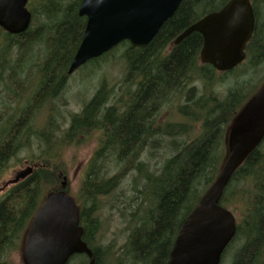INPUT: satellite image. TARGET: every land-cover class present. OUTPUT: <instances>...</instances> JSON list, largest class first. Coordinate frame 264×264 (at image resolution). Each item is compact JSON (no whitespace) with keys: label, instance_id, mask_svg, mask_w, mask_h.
I'll return each mask as SVG.
<instances>
[{"label":"trees","instance_id":"trees-1","mask_svg":"<svg viewBox=\"0 0 264 264\" xmlns=\"http://www.w3.org/2000/svg\"><path fill=\"white\" fill-rule=\"evenodd\" d=\"M82 1L30 0L33 17L25 32L12 35L0 27V85L7 97L2 103L7 109L8 100L17 102L13 112L0 111V177L23 148L36 143L41 151L38 160L28 161L34 167L33 174L0 197V264L11 263L8 255L43 198L60 188L64 170L55 163L51 152L56 131L64 133L63 141L72 143L83 136H96L98 129H102L101 146L110 149H96L82 184L83 199L79 198L84 240L96 254L95 264H103L106 259L95 245L102 225L98 214L104 204L101 198L119 189L117 194L121 193L122 198L128 196V189L132 196L123 201L117 198L111 206L126 219L129 210L136 225L113 261L166 264L181 224L220 170L228 127L260 88L248 91L250 74L264 66V24H259L258 0H252L257 21L247 45V58L239 66L221 73L202 63L199 54L203 37L197 32L175 44L187 27L229 0H183L146 47H134L129 41L120 44L125 46L124 78L112 87L102 85L79 113L71 114L67 129L55 131L58 106L68 104L67 71L86 28V17L79 15ZM34 44L45 46L46 51L43 61L36 64L40 75L37 86L25 98L28 83L23 77L24 60ZM229 75L234 77V83L224 95L216 87ZM166 107H176L173 114L179 116L174 119L172 114L171 121L161 127L158 118ZM41 120L43 127H38ZM262 143L234 173L221 200L237 220L230 246L242 240L230 264H264ZM162 152L164 159L158 166ZM149 158H154L155 164ZM130 173L132 180L123 190L120 187ZM237 184L238 188H234ZM231 201L240 203L239 215L229 207ZM120 202L123 207L118 205ZM81 256L87 263V256ZM226 259L223 256L220 264Z\"/></svg>","mask_w":264,"mask_h":264},{"label":"water","instance_id":"water-1","mask_svg":"<svg viewBox=\"0 0 264 264\" xmlns=\"http://www.w3.org/2000/svg\"><path fill=\"white\" fill-rule=\"evenodd\" d=\"M183 0H83L79 15L87 18L84 35L67 73L128 40L146 47L163 24L173 17ZM29 0H0V27L21 34L31 24ZM251 0H229L187 27L175 40L197 32L203 37L200 60L220 72L234 69L246 58V47L255 30ZM264 140V84L235 116L228 129L227 152L220 170L181 224L167 264H220L222 254L237 232L235 215L221 205L234 173ZM28 166L9 183L33 173ZM66 182H63L65 186ZM80 208L65 191L49 194L33 217L23 246L24 264H66L76 253L95 254L83 240Z\"/></svg>","mask_w":264,"mask_h":264},{"label":"rangeland","instance_id":"rangeland-1","mask_svg":"<svg viewBox=\"0 0 264 264\" xmlns=\"http://www.w3.org/2000/svg\"><path fill=\"white\" fill-rule=\"evenodd\" d=\"M258 12V20L261 26L264 24V3H261L259 0ZM45 51V46L34 44L32 46V49L27 52V55L24 60V66L26 67V71L23 75V77L28 83V89L25 92V98L29 97L37 86L39 80L38 76L40 75L37 71L36 64L38 62L43 61ZM124 51L125 46L119 45L110 53H108L107 56L103 55L104 57H100L98 60L93 61L92 63H89L84 67H81L69 77L68 88L65 92V99L68 104L58 106L59 113L57 115L56 121L54 122V124H56L54 125L55 131L59 128L67 129L70 125L71 114L79 113L82 110L84 104L88 102L92 98V96H94V94L97 92L98 89H100L102 85L112 87L124 78L126 71V62L123 58ZM34 60L35 65H33ZM260 69L261 70H259L258 72H252L248 78L250 81V87L248 88L249 92L254 90L255 88H259L262 84H264V66H262ZM233 83L234 77L232 75H229L224 79L220 80L216 88L219 92L226 95L229 85ZM114 88L118 90L117 87ZM118 95H122V92L120 90ZM4 98H7L6 92L4 86L0 85V111L7 110L13 112V109L17 106V102L8 100L10 108L6 109L2 103ZM168 108H170L169 115L175 112L174 109L176 110V107H166L164 108V115L168 114ZM172 118L178 119V115L173 114ZM43 123L44 121L41 120L38 122L37 126L43 127ZM56 133L58 134H55V138H53L54 146L51 151L53 155L52 157L55 159V163H58L62 166V169L64 170V175H66L67 177L70 193L73 194V197L78 200L79 198L83 199V196H81L80 191L83 184V179L87 174L89 160L94 155L96 150L95 147L97 145V138L94 136H86L87 140L85 142H81L84 139V137H81L79 142L76 140L77 142H74L72 144L66 139V141L69 142L68 144V142L63 141L62 139L64 133H60L58 131H56ZM43 148L45 149V147ZM23 149L24 150H22L16 157H14L10 161L9 165L0 177V197L4 196L13 187V185H8L4 187L5 184L10 180L14 179L20 171L26 169L29 165V160H38V158L40 157L41 151L39 150L40 148L36 145V143L31 144L30 147H26ZM164 154L165 153L162 152V156L159 160L158 166H160L163 162ZM149 159L152 164H155L154 158ZM113 168L117 167L112 166V169ZM153 168H155L154 165ZM114 172L115 169L111 172V174ZM132 175L133 173H130L126 176L124 183L123 185H121L120 188H122L123 190L127 188L130 181L132 180ZM63 176L61 178L60 183L63 181ZM238 186L239 184H237L234 188H238ZM2 188H4V190H1ZM115 191L116 190H114L110 196L106 198H101V201H104V204L103 208L101 209V212L98 213L102 225L100 231L97 234V240L95 245L96 247H100L99 251L101 253V256L106 257L103 264L117 263V261H113L115 260L113 256L120 253L123 245L127 241V237H129L131 230L136 225V222H133L131 220L129 210L128 219H126L121 216L119 209L111 206L114 201H117V198L122 201L130 199V197L132 196V192L128 189V196H124L122 198L121 193H119V195L117 194L118 192H121V189L117 190V193H115ZM201 191H203V189H201ZM80 203L82 204L81 200ZM118 205L120 207H123L122 202H120ZM229 207L237 215H239L241 210L240 203H237L236 201H231ZM23 239H25V237L22 235V238L17 241L15 249L9 253L8 259L11 262L10 264H24ZM241 243L242 240L241 238H239L231 246L230 244L228 245L229 247H227L224 251L225 255L223 253V256L227 258L223 264L231 263L232 258ZM80 257L81 259H83L82 256Z\"/></svg>","mask_w":264,"mask_h":264},{"label":"flooded vegetation","instance_id":"flooded-vegetation-1","mask_svg":"<svg viewBox=\"0 0 264 264\" xmlns=\"http://www.w3.org/2000/svg\"><path fill=\"white\" fill-rule=\"evenodd\" d=\"M124 95H125V102H127L128 101V89H126V91H124ZM121 100H122L121 97H118V101L120 102ZM110 101L113 102L114 100L109 99V102ZM114 102L117 103L116 101H114ZM120 103H122V102H120ZM111 105H114V104L112 103ZM169 109L170 108L167 109L168 110V114H165L164 115V109H163L162 112H161V114L159 115V118H158V125L159 126L164 127L166 124H168L171 121V115H169ZM101 132H102V129H98L97 135L95 136L97 138V145H96L95 149H110V148L101 146L102 140L99 139V135H100ZM83 137H84V139L82 140V142H85L87 139H86L85 136H83ZM79 255H81V254H75V255H73L68 260V262L66 264H88V262L87 263H84V261L78 257Z\"/></svg>","mask_w":264,"mask_h":264},{"label":"bare ground","instance_id":"bare-ground-1","mask_svg":"<svg viewBox=\"0 0 264 264\" xmlns=\"http://www.w3.org/2000/svg\"><path fill=\"white\" fill-rule=\"evenodd\" d=\"M71 117V116H70Z\"/></svg>","mask_w":264,"mask_h":264}]
</instances>
